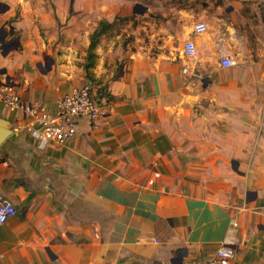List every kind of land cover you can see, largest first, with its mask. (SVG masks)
<instances>
[{
  "label": "crops",
  "instance_id": "1",
  "mask_svg": "<svg viewBox=\"0 0 264 264\" xmlns=\"http://www.w3.org/2000/svg\"><path fill=\"white\" fill-rule=\"evenodd\" d=\"M103 19L114 30L94 50L98 124L41 142L0 100L12 129L0 195L17 209L0 225V264H182L224 243L237 264H264V0H0V70L53 108L90 80Z\"/></svg>",
  "mask_w": 264,
  "mask_h": 264
},
{
  "label": "built area",
  "instance_id": "2",
  "mask_svg": "<svg viewBox=\"0 0 264 264\" xmlns=\"http://www.w3.org/2000/svg\"><path fill=\"white\" fill-rule=\"evenodd\" d=\"M208 30V25L200 21L195 25V32L202 33ZM186 56H195L197 45L193 39L184 42ZM224 66H231L234 60L222 57ZM106 91L96 86L91 80L80 86L72 88L69 92L59 97L54 107L46 103L29 101L26 102L21 94L15 90L12 83L4 81L0 86V100L4 107L13 111H22L29 117L26 124L30 134L41 142L56 141L65 143L72 139L78 130L81 118H87L92 125L98 124L105 116ZM264 126V125H263ZM17 209L14 203L7 197L0 195V225L14 216ZM236 249L224 243L216 252L207 258L187 259L182 264H237Z\"/></svg>",
  "mask_w": 264,
  "mask_h": 264
},
{
  "label": "trees",
  "instance_id": "3",
  "mask_svg": "<svg viewBox=\"0 0 264 264\" xmlns=\"http://www.w3.org/2000/svg\"><path fill=\"white\" fill-rule=\"evenodd\" d=\"M114 25V21L110 22L108 20H102L100 21L98 27L95 29V31L91 35V43L88 49V54H87V59L85 62V69L88 75V78L90 80H93L92 78V73H91V68L95 64V59H96V53H95V48L100 40V37L108 32V30Z\"/></svg>",
  "mask_w": 264,
  "mask_h": 264
},
{
  "label": "water",
  "instance_id": "4",
  "mask_svg": "<svg viewBox=\"0 0 264 264\" xmlns=\"http://www.w3.org/2000/svg\"><path fill=\"white\" fill-rule=\"evenodd\" d=\"M1 6H5V4H2ZM6 8L3 7L2 10H5ZM10 32L12 35L15 33V28L13 25H10ZM18 44L19 36H14L3 48L8 52L12 49H16L18 47ZM0 73L6 75V81L12 83L11 76L7 73L6 68L1 69ZM8 124L9 121L6 118L0 117V126L2 127L0 129V143H2L12 133V129L9 128Z\"/></svg>",
  "mask_w": 264,
  "mask_h": 264
},
{
  "label": "rangeland",
  "instance_id": "5",
  "mask_svg": "<svg viewBox=\"0 0 264 264\" xmlns=\"http://www.w3.org/2000/svg\"><path fill=\"white\" fill-rule=\"evenodd\" d=\"M138 10H141L142 9V6H138V8H137ZM20 12H21V9H20V7L19 6H17L16 8H15V10H14V15L12 16V18L10 19V21H9V23H8V25L6 26V31H7V41H9V40H11L12 39V37L9 39V37H10V31H9V25L11 24V23H13L14 21H16L17 20V18L20 16ZM103 20H107V19H103ZM108 21H110V20H108ZM114 21V20H113ZM113 21H110V22H113ZM112 30H114V25L108 30V32L109 31H112ZM9 32V33H8ZM9 53V52H8ZM87 74V73H86ZM87 77H88V75H87ZM198 107V110L199 109H205V108H199L200 106H197ZM195 110H197L196 109V107H195ZM199 113H204L205 111L204 110H200V111H198Z\"/></svg>",
  "mask_w": 264,
  "mask_h": 264
},
{
  "label": "flooded vegetation",
  "instance_id": "6",
  "mask_svg": "<svg viewBox=\"0 0 264 264\" xmlns=\"http://www.w3.org/2000/svg\"><path fill=\"white\" fill-rule=\"evenodd\" d=\"M14 35H15V33L13 34V37H14ZM13 37H12V38H13Z\"/></svg>",
  "mask_w": 264,
  "mask_h": 264
}]
</instances>
